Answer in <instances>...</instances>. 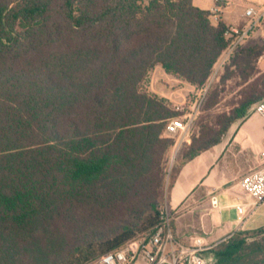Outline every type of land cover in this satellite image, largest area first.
<instances>
[{"label": "trees", "instance_id": "obj_1", "mask_svg": "<svg viewBox=\"0 0 264 264\" xmlns=\"http://www.w3.org/2000/svg\"><path fill=\"white\" fill-rule=\"evenodd\" d=\"M229 33L194 0H0V264H82L159 223L155 200L136 206L179 114L142 84L160 66L202 88ZM263 52L230 54L242 99L213 138L193 136L176 172L264 99V73L253 79ZM102 216L119 224L110 235L70 244L57 231ZM250 237L264 241V226L213 246L214 264H243Z\"/></svg>", "mask_w": 264, "mask_h": 264}, {"label": "crops", "instance_id": "obj_2", "mask_svg": "<svg viewBox=\"0 0 264 264\" xmlns=\"http://www.w3.org/2000/svg\"><path fill=\"white\" fill-rule=\"evenodd\" d=\"M241 1L223 0L220 20L228 26L234 24L236 19L233 18L240 13ZM204 3L207 5L201 6L194 0L201 9L210 11L217 6L216 0H204ZM155 69L162 70V87L154 75L150 91L175 106L188 101V92L199 90L168 75L160 66ZM263 140L264 121L258 115L248 113L231 125L220 143L181 165L174 174L166 200L177 210L174 234L180 244L191 246L200 238L212 248L237 231L264 226V202L254 208L240 186L242 176L259 166ZM213 197L218 200L217 206H212ZM238 205L244 206L243 219H239Z\"/></svg>", "mask_w": 264, "mask_h": 264}, {"label": "rangeland", "instance_id": "obj_3", "mask_svg": "<svg viewBox=\"0 0 264 264\" xmlns=\"http://www.w3.org/2000/svg\"><path fill=\"white\" fill-rule=\"evenodd\" d=\"M219 1L222 3L221 0ZM196 2L201 6L207 5L204 3V0H196ZM252 3L251 0L241 1V5L238 6L240 13L237 12L233 18V20H236L234 24L229 25L230 30L233 28L241 31L247 28L249 20L245 18L244 12ZM210 20L219 22L220 18H218V20L210 18ZM256 45L264 47V21L256 26L248 36L241 41L238 48H248ZM230 54L228 55L227 52H225L221 56L205 86L198 88L199 90L188 92V101L182 104L183 109L178 110L174 104L169 102L170 107L179 114L177 117L184 116L187 112H190L191 109L189 106L196 103L193 108L195 110V119L183 140L180 136L166 135L174 141V144L167 155L162 156V170L160 173L151 175L146 181V186L140 190L141 196L138 197L139 204L136 206V210L142 209L143 206L151 200H155L158 210L161 205L166 203L169 188L176 169L182 162L183 154L191 144L193 136H200L202 132H205L206 135L200 137V142L213 138L215 136V131L220 128L219 126L223 122L224 117L232 112L233 108L239 105L242 99V93L247 86L246 83L240 85L243 82V77L240 75L239 69L231 66ZM254 67L255 71L258 73H255L253 79L259 77L260 73H264V62H261L258 58L257 61L254 62ZM154 75L156 79L159 80L158 83L160 85L162 84V70L155 69L154 67L144 80L142 89L150 94L157 95L149 89L150 82ZM224 76H227L229 79L222 81ZM215 101H218V104L213 105ZM117 226H119L117 222L106 221L102 216L96 222H85L79 218L70 221L67 220L58 226L57 231L62 234L61 236L63 239L71 244L83 239H94L99 236L103 237L110 235L112 230ZM149 231L150 230L141 231L133 239H141L146 236ZM195 237L194 234L193 239H195ZM248 244L249 249H247V253H250V256L243 264H264V241H262L261 238L250 237L248 239Z\"/></svg>", "mask_w": 264, "mask_h": 264}, {"label": "built area", "instance_id": "obj_4", "mask_svg": "<svg viewBox=\"0 0 264 264\" xmlns=\"http://www.w3.org/2000/svg\"><path fill=\"white\" fill-rule=\"evenodd\" d=\"M221 1L220 5L217 4L210 10L211 19L218 20L220 7L224 6L223 0ZM251 1L253 3L244 12L245 18L249 20L247 28L241 31L233 28L230 30L229 36L234 40L226 51L228 55L264 21V0ZM259 59L264 62V52ZM195 105L196 103L190 105L191 111L184 116L174 117L168 121L166 126L168 135L180 136L182 140L185 138L195 119L193 109ZM176 109H183V105L176 106ZM249 113L258 115L264 121V99L255 104ZM240 186L254 208L264 202V140L259 166L242 176ZM211 203L212 206H217L218 200L213 197ZM237 210L239 219H243L244 206L238 205ZM176 213L177 210L164 203L159 208V223L146 236L130 240L119 248L82 264H214V255L209 253L211 248L207 247L202 239H196L191 246H184L176 240L174 234Z\"/></svg>", "mask_w": 264, "mask_h": 264}]
</instances>
